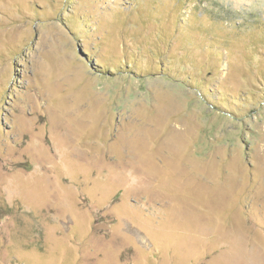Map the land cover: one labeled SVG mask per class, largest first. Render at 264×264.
<instances>
[{
    "label": "rangeland",
    "instance_id": "rangeland-1",
    "mask_svg": "<svg viewBox=\"0 0 264 264\" xmlns=\"http://www.w3.org/2000/svg\"><path fill=\"white\" fill-rule=\"evenodd\" d=\"M0 264H264V0H0Z\"/></svg>",
    "mask_w": 264,
    "mask_h": 264
}]
</instances>
